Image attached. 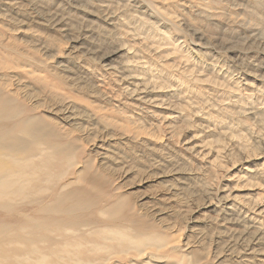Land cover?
<instances>
[{"label": "rangeland", "instance_id": "obj_1", "mask_svg": "<svg viewBox=\"0 0 264 264\" xmlns=\"http://www.w3.org/2000/svg\"><path fill=\"white\" fill-rule=\"evenodd\" d=\"M17 1L0 75L84 151L91 199L180 244L133 261L264 264V0Z\"/></svg>", "mask_w": 264, "mask_h": 264}, {"label": "bare ground", "instance_id": "obj_2", "mask_svg": "<svg viewBox=\"0 0 264 264\" xmlns=\"http://www.w3.org/2000/svg\"><path fill=\"white\" fill-rule=\"evenodd\" d=\"M25 1L32 17L47 14L43 5ZM93 1L103 10L110 5L108 0ZM138 3L142 6L139 0L126 2ZM51 23L64 30L56 20ZM12 59L0 55L1 69L24 68ZM7 76L0 75V264H137L133 258L147 249L151 257H169L180 245L175 239L166 241L139 225L132 207L120 209L118 198L101 205L104 197L88 196L90 180L82 177L89 170L84 151L67 138L65 128L40 115L35 104L28 105L30 98L21 97ZM158 256L154 260L159 263L140 264H194L184 255L166 263Z\"/></svg>", "mask_w": 264, "mask_h": 264}]
</instances>
